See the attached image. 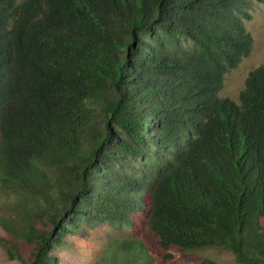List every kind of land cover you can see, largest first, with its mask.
<instances>
[{
    "label": "trees",
    "instance_id": "obj_1",
    "mask_svg": "<svg viewBox=\"0 0 264 264\" xmlns=\"http://www.w3.org/2000/svg\"><path fill=\"white\" fill-rule=\"evenodd\" d=\"M255 1L0 0L10 261L59 264L107 223L125 235L89 264H264V61L219 96Z\"/></svg>",
    "mask_w": 264,
    "mask_h": 264
},
{
    "label": "rangeland",
    "instance_id": "obj_2",
    "mask_svg": "<svg viewBox=\"0 0 264 264\" xmlns=\"http://www.w3.org/2000/svg\"><path fill=\"white\" fill-rule=\"evenodd\" d=\"M21 1L18 0V3ZM250 13L252 15L251 19L244 22L245 28L250 32L253 39L250 54L243 58L236 68L225 75L222 89L219 91V96L227 97L234 101H238L239 93L245 87L249 72L264 61V0L262 2H253ZM97 229L99 232H96L93 236L81 239V242H89V245L86 248H82L81 251L77 248H71V246L60 248L57 252L59 264H89L92 260L90 248L100 252L101 249L98 246L101 243H106L105 240L107 238L117 239L125 235L107 223L99 225ZM0 236H6L5 231L1 227ZM91 239L92 241H90ZM197 255L212 257L221 264H238L233 253L226 249H202L197 252ZM0 264H15V262L10 261L6 257L1 246Z\"/></svg>",
    "mask_w": 264,
    "mask_h": 264
}]
</instances>
